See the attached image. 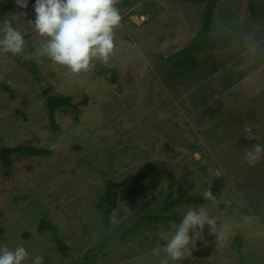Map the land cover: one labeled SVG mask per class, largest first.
Here are the masks:
<instances>
[{"label": "rangeland", "instance_id": "obj_1", "mask_svg": "<svg viewBox=\"0 0 264 264\" xmlns=\"http://www.w3.org/2000/svg\"><path fill=\"white\" fill-rule=\"evenodd\" d=\"M34 2L29 0L26 16L13 17L21 11L16 5L0 14V24L11 20L25 40L20 54L0 52V147L37 146L50 154L12 156L6 176L0 163V246L23 245L25 264H32L49 245L48 234L37 231L44 216L73 247L62 264L84 263L101 235L161 213L170 186L178 195L192 184L190 193L198 195L222 177L218 201L181 202L161 213L182 217L189 207L204 206L226 234L221 242L205 225L203 240L176 264H264V159L254 165L244 160L246 150L264 144V0H220L212 30L219 39L208 61L215 71L196 70L169 84L156 65L193 36L203 4L117 0L122 19L112 56L73 74L40 55L44 38L30 23ZM45 88L76 105L55 111L56 127L45 108ZM143 171L158 185L144 199L118 200L107 231L94 207L104 179ZM173 224L163 218L145 223L136 235L113 237L95 264H164L160 234ZM25 232L29 237L23 238Z\"/></svg>", "mask_w": 264, "mask_h": 264}, {"label": "clouds", "instance_id": "obj_2", "mask_svg": "<svg viewBox=\"0 0 264 264\" xmlns=\"http://www.w3.org/2000/svg\"><path fill=\"white\" fill-rule=\"evenodd\" d=\"M14 3L21 11L13 17L26 16L29 0H14ZM116 5L117 0H35L32 5L35 19L30 23L44 38L40 55L73 74L90 71L95 60L107 63L115 49L114 30L122 19ZM24 44V34L11 20L0 24V52L17 55L24 50ZM262 159L264 144L257 143L245 151L244 160L249 165ZM202 197L215 200L210 190H205ZM205 225L210 234H217L219 241L225 240V231H218L216 218L210 216L206 207H189L178 225L173 224L170 231L160 234L166 241L162 248L166 256L164 264H176L191 256L197 242L204 238ZM28 258L23 245L14 250L0 246V264H25ZM32 264H44V257L35 256Z\"/></svg>", "mask_w": 264, "mask_h": 264}, {"label": "trees", "instance_id": "obj_3", "mask_svg": "<svg viewBox=\"0 0 264 264\" xmlns=\"http://www.w3.org/2000/svg\"><path fill=\"white\" fill-rule=\"evenodd\" d=\"M197 4H203L202 22L196 32L186 42L184 47L159 62L156 65L158 74L160 77L169 84V80L177 81L179 79L188 77L191 73L196 70H203L207 68L210 72L215 71V67L208 65V61L211 58L213 51L216 49L218 36L212 35L213 22H214V11L220 0H189ZM15 6L13 1L4 3L0 0V14L11 11ZM18 59V58H16ZM42 61H46L45 58ZM201 64H204L200 67ZM31 71L34 72L33 66L30 67ZM115 80L113 79V82ZM3 89L8 90L7 86H2ZM51 88H45L43 93L46 95L45 108L48 112V118L50 124L56 127L55 124V111L60 107L75 108V104L72 103L70 96H63L60 94H50ZM50 151L45 150L37 146L30 147L28 145H3L0 147V163L3 167V175H8L12 165L11 158L14 155L23 156H46L49 155ZM158 181L155 179L151 172L143 171L136 174L128 175L119 181L114 180L112 177L104 179V190L100 195L99 200L95 204V209L102 216L104 225L108 231L110 225V217L114 212L118 204V200L125 202L138 201L146 198L150 192H152ZM224 181L222 177L216 178L209 190L215 197L214 201L219 200ZM190 188L193 185L185 186L182 193L175 195L172 187L170 186L168 195L163 203L160 205L161 213H169L170 210L181 202L186 204H192L195 206L202 205L208 201L202 197V194L194 195L190 193ZM161 213L154 212L152 214L142 215L135 222L122 232L119 233H108L107 235H101V245L94 251L92 258L90 259L86 255L84 263H77L76 261H70V264H95L97 256L104 250L103 248L108 245L111 239L115 236L125 238L127 235H136L140 229H142L145 223L150 224L159 222L163 218L169 221L179 224L182 217L176 214H169L162 216ZM37 231L40 233H47L49 236V245H45L42 248V254L51 261V264H62L61 259L66 258L70 260L72 258L71 252L73 247L68 244L66 237L61 234L59 227L55 225L52 220H49L42 216L37 225ZM29 237V233H24L23 238ZM49 261V262H50ZM44 264H50L45 262Z\"/></svg>", "mask_w": 264, "mask_h": 264}]
</instances>
